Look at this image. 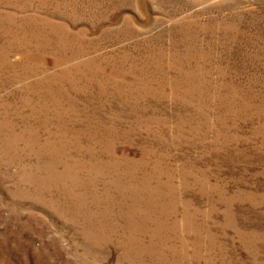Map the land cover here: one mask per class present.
I'll return each instance as SVG.
<instances>
[{
  "label": "rangeland",
  "instance_id": "1",
  "mask_svg": "<svg viewBox=\"0 0 264 264\" xmlns=\"http://www.w3.org/2000/svg\"><path fill=\"white\" fill-rule=\"evenodd\" d=\"M0 264H264V0H0Z\"/></svg>",
  "mask_w": 264,
  "mask_h": 264
}]
</instances>
